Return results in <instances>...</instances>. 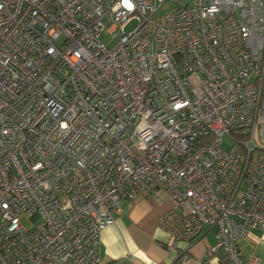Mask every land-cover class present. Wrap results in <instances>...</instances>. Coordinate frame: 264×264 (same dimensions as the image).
I'll return each instance as SVG.
<instances>
[{"label":"built area","instance_id":"built-area-1","mask_svg":"<svg viewBox=\"0 0 264 264\" xmlns=\"http://www.w3.org/2000/svg\"><path fill=\"white\" fill-rule=\"evenodd\" d=\"M144 192L168 248L260 264L264 0H0V264H103Z\"/></svg>","mask_w":264,"mask_h":264},{"label":"crops","instance_id":"crops-1","mask_svg":"<svg viewBox=\"0 0 264 264\" xmlns=\"http://www.w3.org/2000/svg\"><path fill=\"white\" fill-rule=\"evenodd\" d=\"M170 207L169 201L157 200L147 192L138 195L131 203L125 202L122 215L100 232L98 255L102 263L112 264L131 252L136 264H223L217 259L198 260L205 248L214 242L213 230L207 226L190 246L181 242L176 248L167 247L169 235L158 222ZM238 247L244 259L257 256L260 264H264V230H250L239 240ZM185 248L188 259L181 255Z\"/></svg>","mask_w":264,"mask_h":264},{"label":"rangeland","instance_id":"rangeland-1","mask_svg":"<svg viewBox=\"0 0 264 264\" xmlns=\"http://www.w3.org/2000/svg\"><path fill=\"white\" fill-rule=\"evenodd\" d=\"M172 6H174V5H172V4H165V5H164V6L158 11V14H160V13H164V12L170 10V9L172 8ZM22 223H23V225H24L25 227H29V222H28L27 220L23 219V220H22Z\"/></svg>","mask_w":264,"mask_h":264}]
</instances>
